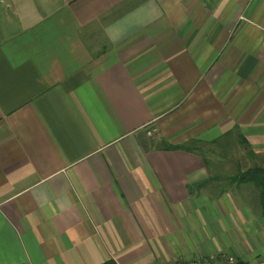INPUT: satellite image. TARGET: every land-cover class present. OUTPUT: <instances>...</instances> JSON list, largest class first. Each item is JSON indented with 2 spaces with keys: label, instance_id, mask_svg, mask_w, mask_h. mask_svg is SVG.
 <instances>
[{
  "label": "crops",
  "instance_id": "obj_1",
  "mask_svg": "<svg viewBox=\"0 0 264 264\" xmlns=\"http://www.w3.org/2000/svg\"><path fill=\"white\" fill-rule=\"evenodd\" d=\"M257 169L264 0H0V264L264 261Z\"/></svg>",
  "mask_w": 264,
  "mask_h": 264
},
{
  "label": "built area",
  "instance_id": "obj_2",
  "mask_svg": "<svg viewBox=\"0 0 264 264\" xmlns=\"http://www.w3.org/2000/svg\"><path fill=\"white\" fill-rule=\"evenodd\" d=\"M156 131V128H150L147 130V135H152ZM176 264H264L263 260H258L254 263H245L239 260L234 255H221V256H215V255H207L200 258H195L191 260H177Z\"/></svg>",
  "mask_w": 264,
  "mask_h": 264
},
{
  "label": "trees",
  "instance_id": "obj_3",
  "mask_svg": "<svg viewBox=\"0 0 264 264\" xmlns=\"http://www.w3.org/2000/svg\"><path fill=\"white\" fill-rule=\"evenodd\" d=\"M190 145H191V143L187 144L181 148H183L185 150H189ZM167 148L168 149H174L177 147L167 146ZM252 175H253V178L256 180V186L259 189L260 205H261L262 210L264 212V169L254 170ZM243 178H245V176ZM101 264H116V262L112 259H108Z\"/></svg>",
  "mask_w": 264,
  "mask_h": 264
},
{
  "label": "rangeland",
  "instance_id": "obj_4",
  "mask_svg": "<svg viewBox=\"0 0 264 264\" xmlns=\"http://www.w3.org/2000/svg\"><path fill=\"white\" fill-rule=\"evenodd\" d=\"M232 150V153L234 154V156L237 158V160L239 159L240 155H239V152H236L233 148H231ZM227 156V154H224Z\"/></svg>",
  "mask_w": 264,
  "mask_h": 264
}]
</instances>
